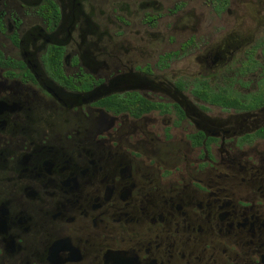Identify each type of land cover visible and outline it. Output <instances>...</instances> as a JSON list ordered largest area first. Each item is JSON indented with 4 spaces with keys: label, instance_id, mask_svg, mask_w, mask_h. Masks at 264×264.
I'll use <instances>...</instances> for the list:
<instances>
[{
    "label": "flooded vegetation",
    "instance_id": "1",
    "mask_svg": "<svg viewBox=\"0 0 264 264\" xmlns=\"http://www.w3.org/2000/svg\"><path fill=\"white\" fill-rule=\"evenodd\" d=\"M102 1L0 0V264H264V0Z\"/></svg>",
    "mask_w": 264,
    "mask_h": 264
},
{
    "label": "rangeland",
    "instance_id": "2",
    "mask_svg": "<svg viewBox=\"0 0 264 264\" xmlns=\"http://www.w3.org/2000/svg\"><path fill=\"white\" fill-rule=\"evenodd\" d=\"M101 4H103V1ZM122 1L125 0H114V11L112 16L115 18L120 19L121 17L125 16L126 20L129 21V35H125L129 42L132 43L134 46L138 44V37L139 34L135 33L134 30L137 32L140 30V21L142 19V10H141V3L143 0H127V5H124ZM159 1V21L160 25L165 21H175V22H185L190 20H203L204 19V5L203 0H158ZM122 2V4H121ZM181 3L179 5L180 9L173 10L171 9L174 5ZM104 16V15H103ZM206 16V15H205ZM120 32V29H117ZM105 46V40L102 39L96 42L94 46L96 50L103 48Z\"/></svg>",
    "mask_w": 264,
    "mask_h": 264
}]
</instances>
